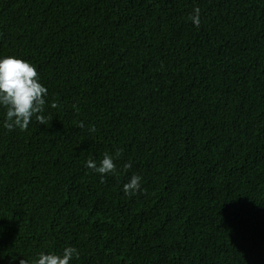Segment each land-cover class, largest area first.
<instances>
[{
  "label": "trees",
  "instance_id": "trees-1",
  "mask_svg": "<svg viewBox=\"0 0 264 264\" xmlns=\"http://www.w3.org/2000/svg\"><path fill=\"white\" fill-rule=\"evenodd\" d=\"M9 55L48 94L0 108V264H264V0H0Z\"/></svg>",
  "mask_w": 264,
  "mask_h": 264
},
{
  "label": "clouds",
  "instance_id": "clouds-1",
  "mask_svg": "<svg viewBox=\"0 0 264 264\" xmlns=\"http://www.w3.org/2000/svg\"><path fill=\"white\" fill-rule=\"evenodd\" d=\"M189 19L198 27L201 22L200 9L195 8ZM47 94V88L39 81L35 65L16 56H0V108L5 110L3 121L5 129L11 131L18 128L24 131L33 116L38 123L45 125V116L42 113ZM51 106L55 107L54 104ZM130 166L125 164L124 168ZM85 167L99 174L101 182L106 175H114L117 171L113 157L109 155H105L99 164L94 160H88ZM140 181V176L133 175L122 185V191L126 195L140 191ZM76 255V249L71 246L65 247L60 253L41 252L35 264H70ZM19 264H25V260L21 259Z\"/></svg>",
  "mask_w": 264,
  "mask_h": 264
}]
</instances>
